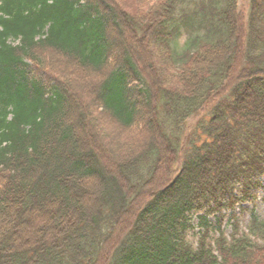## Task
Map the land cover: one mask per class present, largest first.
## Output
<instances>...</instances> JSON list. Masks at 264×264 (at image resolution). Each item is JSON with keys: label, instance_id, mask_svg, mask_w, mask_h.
<instances>
[{"label": "trees", "instance_id": "trees-1", "mask_svg": "<svg viewBox=\"0 0 264 264\" xmlns=\"http://www.w3.org/2000/svg\"><path fill=\"white\" fill-rule=\"evenodd\" d=\"M119 1L0 0V264H264L234 211L264 190V0ZM95 108L136 145L114 158Z\"/></svg>", "mask_w": 264, "mask_h": 264}, {"label": "rangeland", "instance_id": "rangeland-1", "mask_svg": "<svg viewBox=\"0 0 264 264\" xmlns=\"http://www.w3.org/2000/svg\"><path fill=\"white\" fill-rule=\"evenodd\" d=\"M194 1V0H193ZM154 2V0H120V5L125 8L126 10H129L131 12L135 11H141L145 10V8L151 3ZM248 4L249 0H237V8L243 14L245 17L248 11ZM188 40V35L186 33H183L176 42V47L180 50L185 47V44ZM41 56L44 58L45 63H41L38 61L43 67L44 71L51 74L52 76L54 74L59 75L63 82H65L67 85H70L73 89L79 90V95H81L80 100L85 103L89 104V99L87 98L89 95L86 91V87L88 85V82H90L92 79L89 76V73L86 71H76L74 70V67H71L70 64L66 63L64 60L60 58L57 54H54L50 51L41 52ZM39 58V57H38ZM40 59V58H39ZM52 62V63H51ZM47 63V64H46ZM51 64V65H49ZM58 69L62 70V74H58ZM81 85V86H80ZM80 87V88H79ZM82 98V99H81ZM94 108V107H93ZM91 109V108H90ZM100 114V111H98V108L93 110V114H91V117H96L97 120H95L94 128L100 130V136H103V133L107 132V135H104L103 142L106 147H108L107 150H109L114 158H117L119 156L120 152H127V150L134 147L136 142L139 141L138 131L130 129H123V130H115L114 126L110 121L105 119V117H102V115L98 116ZM90 117V115H89ZM90 117V118H91ZM195 116L190 117L187 120V130L191 127V125L194 123ZM104 133V134H105ZM106 136V137H105ZM234 211L236 214V217L239 221V229L244 230L245 225L247 224L248 216H249V210L253 209L258 214L264 215V190L262 188H259L256 191V198L255 200L246 201L241 204V202H237L234 205ZM223 216L224 218L221 221V229L224 230L226 234L232 231V220H231V211L223 210ZM210 220L214 222V218L210 217ZM192 222L196 223V218H193ZM198 227L196 226L193 231L190 232L189 238L192 241H196V238L198 237Z\"/></svg>", "mask_w": 264, "mask_h": 264}]
</instances>
